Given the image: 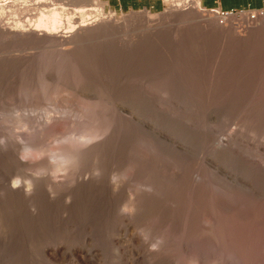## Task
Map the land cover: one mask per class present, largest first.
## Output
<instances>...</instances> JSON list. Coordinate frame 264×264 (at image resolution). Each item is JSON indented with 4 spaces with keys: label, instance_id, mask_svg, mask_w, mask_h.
I'll list each match as a JSON object with an SVG mask.
<instances>
[{
    "label": "rangeland",
    "instance_id": "374dc122",
    "mask_svg": "<svg viewBox=\"0 0 264 264\" xmlns=\"http://www.w3.org/2000/svg\"><path fill=\"white\" fill-rule=\"evenodd\" d=\"M101 1L121 24L78 46L0 30V133L14 144L0 156V174L33 179L38 190L27 197L0 188V264H264V10L191 6L173 16L171 0L158 10ZM32 144L44 152L21 161ZM94 144L103 161L89 157L77 168L75 180L85 183H76L74 202L67 184L52 199L48 183L65 180L50 170L56 152ZM144 182L154 185L152 196ZM130 191L142 199L138 212L122 207ZM124 228L117 255L112 238ZM85 235L92 241L83 244ZM85 244L96 251L90 261L79 258ZM45 245H61V253L42 255Z\"/></svg>",
    "mask_w": 264,
    "mask_h": 264
},
{
    "label": "bare ground",
    "instance_id": "6f19581e",
    "mask_svg": "<svg viewBox=\"0 0 264 264\" xmlns=\"http://www.w3.org/2000/svg\"><path fill=\"white\" fill-rule=\"evenodd\" d=\"M66 5H69V6H71V8H69V6H67L68 8H66ZM191 6H193V7H195V8H192L193 9V11L192 12H194V9H196L197 11H199V9H201L199 6H200V2H199V0H171V8H170V13L171 14H173V16H177V15H181V13H183L184 14V12H185V10L186 11H188L189 10V8L191 7ZM196 12V11H195ZM147 13V15H150L151 17H152V15L149 13V12H146ZM188 13V12H187ZM26 16H28L29 18H26ZM31 16V17H30ZM187 16V15H186ZM34 17H36V20L32 23V21H31V18H34ZM119 17V16H118ZM181 17V16H180ZM152 18H154V17H152ZM121 19V18H120ZM120 19L119 18H117L116 16H115V13L113 14V12H111V13H106V10H105V4H103L102 3V1L101 0H0V30H2V31H4V33L5 34H7L8 36H12V37H14V38H16V39H24V41H25V39H28V40H34V41H36V42H34V41H32V42H34L35 44L39 41V42H41V43H44V44H46V45H49V46H52V45H54L55 43L57 44V42H61L60 44L61 45H63V47L65 46V45H67V44H70V43H72V42H75L74 44H76L77 43V46L79 45V44H81V43H83V42H87L88 40H91V38L95 35V34H97V33H99V32H102V31H104V30H107V29H109L110 27H112V26H115V25H117V24H121V22H120ZM33 20V19H32ZM122 20V19H121ZM64 21H66L67 23H68V26L69 27H67V28H70L72 31H67L68 29H64L63 27H65L64 26ZM79 22V23H78ZM120 22V23H119ZM66 23V24H67ZM74 23H78V26L76 25H74ZM118 25V26H119ZM65 31H64V30ZM1 33V32H0ZM3 33V32H2ZM1 33V34H2ZM5 34H4V36H5ZM3 36V37H4ZM12 37H10V39H12ZM6 38V37H5ZM8 38V37H7ZM15 39V40H16ZM19 41V40H18ZM21 41V40H20ZM27 42V41H26ZM29 42V41H28ZM38 42V43H39ZM41 43H39V45H41ZM44 44H42V45H44ZM56 44L54 45V46H56ZM59 44V43H58ZM57 44V45H58ZM73 44V45H74ZM45 46V45H44ZM68 46V45H67ZM43 47V46H42ZM48 47V46H47ZM51 48V47H50ZM58 48V47H57ZM60 48V47H59ZM58 48V49H59ZM65 48V47H64ZM68 48H70V47H66V50L68 49ZM76 48V47H75ZM79 48V47H78ZM56 49V47L54 48V50ZM71 49V48H70ZM57 50V49H56ZM64 50V49H63ZM65 50V51H66ZM75 50V49H74ZM52 51V50H51ZM67 52V51H66ZM76 52H74V54H75ZM63 55V54H62ZM65 55V54H64ZM69 55V54H68ZM86 105H84V107H85ZM83 107V108H84ZM87 108H89V106H87ZM95 108H96V106H95ZM85 109H86V107H85ZM84 110V109H83ZM89 110H91V109H89ZM85 111V110H84ZM92 111H93V109H92ZM95 113H96V111H94ZM102 112V111H101ZM91 114H92V112H91ZM104 114V113H103ZM106 114V113H105ZM80 115H82V114H80ZM94 115V114H93ZM92 115V116H93ZM111 115V114H110ZM83 116V115H82ZM81 116V117H82ZM107 116H109V115H107ZM90 117V116H89ZM102 117V116H101ZM113 117V116H112ZM49 118V117H48ZM94 118V117H93ZM98 118V117H97ZM52 119V118H51ZM55 119V118H54ZM108 119H109V117H108ZM111 119V118H110ZM109 119V120H110ZM115 119V118H114ZM86 120V119H85ZM95 120H96V118H95ZM95 120H94V122H95ZM108 120V121H109ZM113 120V119H112ZM101 121V120H100ZM99 121V122H100ZM50 122V121H49ZM92 122V121H91ZM56 123V122H55ZM93 123V122H92ZM110 123H112L111 121H110ZM142 123V125L143 126H146V127H150V126H148V123H146V122H141ZM87 124V123H86ZM90 125V124H89ZM94 125V124H93ZM92 125V126H93ZM101 125H102V123H101ZM111 125H113V124H111ZM48 126V125H47ZM92 126L90 125L89 127H91L92 128ZM104 126V125H103ZM108 125H106V127H107ZM46 127V126H45ZM50 127H52L51 125H50ZM84 127H86V126H84ZM94 127V126H93ZM97 127V126H96ZM100 127V126H99ZM111 127V126H110ZM114 127V126H113ZM150 128H152V129H154L155 130V133L158 135H161L162 137H160L162 140H165L166 141V139L168 138L167 136H166V134H162V132H160V131H158L156 128H154V127H150ZM47 129V128H46ZM51 129H54V128H51ZM86 129H88V128H83V130H85L86 131ZM97 129V128H96ZM100 129V128H99ZM105 129V128H104ZM109 128L107 127V130H108ZM113 129V128H112ZM94 130V129H93ZM91 131V130H90ZM96 131H98V130H96ZM100 131H103V130H100ZM116 131V130H115ZM55 132V131H54ZM94 132V131H93ZM99 132V131H98ZM98 132L96 133H94V134H88V136L86 137L87 138V140H95L96 139V137H99L98 135ZM109 132V131H108ZM108 132H105V133H108ZM51 133V132H50ZM105 133H102V134H105ZM6 134V133H5ZM84 134V133H83ZM101 134V135H102ZM10 135V134H9ZM8 135V136H9ZM53 135H55V134H53ZM80 135V134H79ZM85 135V134H84ZM84 135H82L83 137H84ZM1 133H0V138H1ZM8 136H7V134H6V136L5 135H3L2 136V138L4 137H6L5 139L7 140H5L6 142H5V144L3 145H1L0 144V156L1 157H3L4 155H10V153H12V151H13V141H12V139L11 138H8ZM74 136V135H73ZM77 136V135H76ZM10 137V136H9ZM155 137H157V136H155ZM164 137V138H163ZM4 138H3V140H4ZM66 138V137H65ZM80 138V137H79ZM101 138V137H100ZM102 138H103V136H102ZM107 138V137H106ZM113 138H114V136H113ZM11 139V140H10ZM81 139V138H80ZM157 139H158V137H157ZM74 140V139H73ZM98 140H100V139H98ZM111 140H113V139H111ZM159 140V139H158ZM76 141V140H75ZM104 141V140H103ZM102 141V142H103ZM106 141V140H105ZM104 141V142H105ZM81 142V141H80ZM86 142V141H85ZM94 141H92V143H93ZM100 142V141H99ZM101 142V144H104V143H102ZM15 143V142H14ZM62 143V142H61ZM73 143V142H72ZM77 143V142H76ZM75 143V144H76ZM83 143H84V140H83ZM91 143V144H92ZM67 144V143H66ZM81 144H82V142H81ZM101 144H99L98 145V147L101 145ZM108 144V143H107ZM70 145V144H69ZM77 145V144H76ZM78 145H79V143H78ZM83 145H85V143L83 144ZM97 145V144H96ZM95 144H94V146H92V145H90L92 148H89L88 146V148H86L85 146H84V148H78L77 149V147H76V149H73V148H64L63 150L61 149V151L59 152H56L55 154V158L54 159H56L57 161L53 164L52 163V168L50 169V167H48L51 171H53V173H54V176H56V174L57 173H59V172H64V174H65V180L64 181H61V180H63V179H59L58 181H57V179H55L54 180V182H52L51 184H50V182L48 183V188H49V186H50V197L53 199V197H54V195H56V193H57V190H56V187L57 186H59L61 189H62V193H63V191H64V188H65V186L64 187H61V185L63 184V185H70L71 186V188H68V189H70V191L68 190V191H66L67 192V194H66V196H67V200L66 201H68V203L70 204V203H73L74 202V197H75V190H76V187L77 186H79L78 184H83L84 185V179H81V180H78V178H76L77 180H75V171H78V170H80L81 171V169H83L84 168V165H85V160H88V159H86V158H91V157H95V158H91V159H96V158H98V157H101V155H102V151L100 150L99 151V149H101V147L99 148V149H97L96 148V150L93 148V147H97ZM106 145V144H105ZM48 146V145H47ZM75 146V145H74ZM64 147V146H63ZM106 147V146H105ZM50 148V147H49ZM75 148V147H74ZM103 148V147H102ZM17 150H18V148H16ZM24 149V148H23ZM55 149V148H54ZM92 149H94V151H92ZM21 150V149H20ZM25 150H29V151H25ZM25 150H23V152L22 153H24V155H25V157L26 158H29V157H38V156H40V155H42V153L44 152V148L43 147H41V146H38V145H34V144H32V145H30V146H28ZM103 151H104V149H102ZM56 151V150H55ZM14 152V151H13ZM16 152V151H15ZM20 151H19V153H20V155L22 154ZM52 152V151H51ZM54 152V151H53ZM17 153V152H16ZM46 153V152H45ZM48 153V152H47ZM104 153V152H103ZM105 154V153H104ZM50 156V155H49ZM104 156V155H103ZM5 157V156H4ZM48 157V156H47ZM99 159V158H98ZM102 159H103V157H102ZM12 160H13V157H12ZM51 160V159H50ZM100 160V159H99ZM98 160V161H99ZM9 161V160H8ZM16 161H18V160H16ZM92 161V160H91ZM96 161V160H95ZM94 161V162H95ZM98 161H96L97 163H98ZM103 161V160H102ZM102 161H99V163H101ZM10 162V161H9ZM14 162V161H13ZM19 162V161H18ZM17 162V163H18ZM21 162V161H20ZM88 162V161H87ZM26 163V162H25ZM28 163V162H27ZM39 163V162H38ZM42 163V162H41ZM83 163V164H82ZM19 164H22V162L21 163H19ZM24 164V163H23ZM31 164H32V162H31ZM43 164V163H42ZM81 164H82V166H83V168H81L82 166H81ZM26 165H29V164H26ZM98 165V164H97ZM103 165V164H102ZM101 164H100V166L101 167H105L106 165H104V166H102ZM133 165V164H132ZM20 166V165H19ZM21 166H23V165H21ZM31 166V165H30ZM44 166L45 165H43V169H45L44 168ZM81 166V167H80ZM139 166V165H138ZM24 167H26L25 165H24ZM33 167V166H32ZM38 167V166H37ZM81 168V169H78L77 170V168ZM136 167H137V165H136ZM39 168H41V166L40 167H38V169ZM41 168V169H42ZM99 168L100 167H98V166H96V170H94V172L93 173H95V171H97V174L96 175H98L99 173H103V172H101L102 170H104L103 168H102V170L100 171L99 170ZM37 169V170H38ZM42 169V170H43ZM129 169V168H128ZM134 169V168H133ZM84 170V169H83ZM83 170H82V172H83ZM120 170V169H119ZM124 170V169H123ZM135 170H138V169H135ZM44 171V170H43ZM85 171H87V170H85ZM98 171H100V172H98ZM111 171V170H110ZM39 172H40V169H39ZM47 172V171H46ZM82 172H81V176H79L80 175V173H79V175L77 176L76 175V177H79V179L82 177ZM112 172V171H111ZM130 172H131V170H130ZM137 172V171H136ZM117 173V172H116ZM9 173H7L6 175L8 176V177H10L9 175H8ZM87 174V173H86ZM90 174V173H89ZM112 174V173H111ZM120 174V173H119ZM128 174V173H127ZM132 174H137V173H132ZM5 175V173H3V174H0V179L3 181V183L2 182H0V188L3 186L4 187V189H6V191L9 193V194H23L24 196H25V194H24V190L23 189H18V190H13L11 187H10V181H11V177L10 178H8L7 176ZM36 175V174H35ZM83 175H84V173H83ZM88 175V174H87ZM86 175V176H87ZM100 175V174H99ZM113 175V174H112ZM125 175H126V173H125ZM130 175H131V173H130ZM85 176V175H84ZM91 176V175H90ZM93 176H95L94 174H92V177ZM101 176V175H100ZM115 176V175H114ZM36 177V176H35ZM52 177V176H51ZM61 178L63 177V176H60ZM88 177H89V175H88ZM98 177V176H97ZM97 177H94V179L95 178H97ZM103 177V176H102ZM101 177V178H102ZM111 177V176H110ZM49 178V177H48ZM54 178V177H53ZM52 178V179H53ZM116 178V177H115ZM37 180H38V178H36ZM51 179V180H52ZM88 178L86 177V180H87ZM89 179H91V177H89ZM110 179V178H109ZM120 179V178H119ZM0 180V181H1ZM33 180V179H32ZM35 180V179H34ZM47 180H49V179H47ZM46 180V181H47ZM121 180V179H120ZM39 182L41 181L40 179L38 180ZM53 181V180H52ZM77 181V182H76ZM91 181L92 180H90L89 182L91 183ZM100 181V180H99ZM106 181V180H105ZM122 181V180H121ZM131 181V180H130ZM137 181V180H136ZM141 181V180H140ZM45 182V181H44ZM48 182V181H47ZM87 182H88V180H87ZM86 182V183H87ZM96 182V181H95ZM112 182V181H111ZM117 181L115 180V183L113 182V184L114 185H112V186H116L117 184L119 185V187H120V189H121V186H120V182L118 183H116ZM171 182V181H170ZM33 183H34V186H36V183L37 182H35V181H33ZM76 183H78V184H76ZM90 183H88V184H90ZM97 183V182H96ZM96 183H95V186H96ZM108 183V182H107ZM152 183H153V181H152ZM152 183H149V182H144V183H142V186H143V188H145V190L146 191H149V193H146V194H148V195H151V194H154V192H152V191H154V185L152 184ZM155 183V182H154ZM40 185H41V182L39 183ZM76 184V185H75ZM116 184V185H115ZM169 184V183H168ZM40 185L38 186V187H40ZM75 185V186H74ZM86 185V184H85ZM91 185H92V183H91ZM117 185V186H118ZM140 185H141V183H140ZM42 186V185H41ZM46 186V185H45ZM87 186V185H86ZM89 186V185H88ZM97 186H98V183H97ZM104 186V185H103ZM116 186V187H117ZM155 186H157L156 185V183H155ZM170 186V185H169ZM90 187H93V186H90ZM111 187V186H110ZM113 187V188H114ZM115 187V188H116ZM134 187V186H133ZM60 188H58V189H60ZM84 186H83V190H84ZM87 188V187H86ZM98 188V187H97ZM107 188H109V187H107ZM114 188V189H115ZM118 188V187H117ZM35 189V191L37 192L38 190H36V188H34ZM40 189V188H39ZM45 189V188H44ZM77 189H78V187H77ZM80 189V188H79ZM90 188L88 187V190H89ZM112 189V188H111ZM169 189V188H168ZM42 190V192H43V189H41ZM81 191V192H84V191ZM86 190V189H85ZM91 190H93V189H91ZM117 190V189H116ZM115 190V191H116ZM144 190V189H143ZM144 190V191H145ZM2 191L3 192H5V190H3L2 189ZM1 191V192H2ZM58 191H60V190H58ZM80 190H78V192H79ZM87 191V190H86ZM94 191H96V193H97V190L95 189ZM109 191V190H108ZM112 191H113V189H112ZM115 191H113V193L115 192ZM133 191H134V189H133ZM139 191V190H138ZM157 191V190H156ZM155 191V193H157ZM46 192V191H45ZM77 192V193H78ZM90 192V191H89ZM93 192V191H92ZM92 192H90V194L92 193ZM106 192V191H105ZM116 192H118V190L116 191ZM115 192V193H116ZM131 192V191H130ZM135 192V191H134ZM152 192V193H151ZM52 193H53V197H52ZM55 193V194H54ZM60 193V192H59ZM94 193V192H93ZM5 194V193H4ZM11 194V195H12ZM20 194V195H21ZM79 194V193H78ZM87 193H85V195H86ZM106 194V193H105ZM104 194V195H105ZM108 194V193H107ZM110 194V193H109ZM133 194L134 193H132L131 192V201L128 203L127 202V204L126 203H124V205L122 206L123 207V209L125 210H134L133 212H138V204H140V202H142L140 199H138L137 200V198L135 199L134 198V196H133ZM146 194H144L145 196H146ZM23 195H22V197H23ZM33 195V194H32ZM97 195V194H96ZM134 195H137V193L136 194H134ZM140 194H138V196H139ZM43 196H45V195H43ZM57 196V195H56ZM79 196H81V194L79 195ZM91 196V195H90ZM90 196H89V198H90ZM98 196V195H97ZM114 196V195H113ZM152 196V195H151ZM150 196V197H151ZM28 197V196H27ZM82 197H84L83 195H82ZM82 197H80V198H82ZM92 197V196H91ZM96 197V196H95ZM94 197V198H95ZM107 197V196H106ZM141 197L143 198V196L141 195ZM24 198V197H23ZM30 198V197H29ZM50 198V199H51ZM69 198H70V200H69ZM87 198V197H86ZM93 198V197H92ZM99 198V197H98ZM100 198H101V196H100ZM145 198V197H144ZM143 198V199H144ZM28 199V198H27ZM43 199V198H42ZM85 199V198H84ZM29 200V199H28ZM31 200H33L34 201V198L33 199H31ZM30 200V201H31ZM76 200V199H75ZM79 200V199H78ZM117 200H118V197H117ZM130 200V199H129ZM49 201V200H48ZM52 201V200H51ZM54 201V200H53ZM66 201H64V202H66ZM104 201V200H103ZM112 201V200H111ZM138 201H139V203H138ZM28 202V201H27ZM43 202V201H42ZM87 202V201H86ZM121 202V201H120ZM126 202V201H125ZM29 203V202H28ZM44 203H46V202H44ZM50 203V202H49ZM56 203V202H55ZM67 204V203H66ZM68 204V205H69ZM94 204V203H93ZM114 204V203H113ZM121 204V203H120ZM31 205H33L34 206V204L32 203ZM50 205V204H49ZM72 205V204H71ZM85 205V204H84ZM105 205H106V203H105ZM117 205V204H116ZM122 205V204H121ZM41 207V206H40ZM116 207V206H115ZM121 207V206H120ZM34 208V207H33ZM39 209V208H38ZM109 209V208H108ZM113 209V208H112ZM36 210V209H35ZM119 210H121V209H119ZM123 210V211H124ZM39 211V210H38ZM116 211V210H115ZM132 212V213H133ZM118 227H121V226H118ZM123 227V226H122ZM125 227V226H124ZM122 231H127L125 228L124 229H118V235L116 236V237H114V238H112V244H114V247H115V249H116V253H117V255L118 254H120L119 252H121V249H122V247L120 246V245H122L121 243L123 242V239H124V236H121V232ZM93 238V237H92ZM92 238H90L88 235H85L84 237H83V240H82V242H83V244L84 243H87V242H89L90 240L92 241ZM129 239L131 240V241H133L135 238H134V236H131V237H129ZM160 241V240H159ZM162 242V241H161ZM90 244V243H89ZM88 245V244H87ZM91 245V244H90ZM90 245H88V247L90 246ZM61 245H56V246H54V247H51V246H49V245H45L44 247H43V250L42 251H44L43 253L44 254H42V255H50L49 257H51V259L53 258V259H55L54 257H56V256H58L59 255V252H60V250L62 249L61 247H60ZM85 247H86V244L84 245ZM83 247V246H82ZM91 247V246H90ZM124 248V247H123ZM86 249H87V247H86ZM49 251H52V252H49ZM63 251V250H62ZM82 251V250H81ZM94 247H91V248H88L84 253H83V255H81V253H80V255H81V257H79V258H82V259H88V258H90L92 255H94ZM122 251H123V249H122ZM125 251V250H124ZM96 252V251H95ZM61 253V252H60ZM123 253V252H122ZM76 254H78V253H76ZM79 255V256H80ZM153 255V254H152ZM96 257V256H95ZM75 257H73V259H74ZM77 258L78 257H76V260H77ZM155 258V257H154ZM75 260V259H74ZM89 260V259H88ZM87 260V261H88ZM90 260H91V258H90ZM89 260V261H90ZM82 261V260H81ZM86 261V260H85ZM198 262V261H197ZM216 262V261H215ZM132 264V263H131ZM194 264H195V261H194Z\"/></svg>",
    "mask_w": 264,
    "mask_h": 264
},
{
    "label": "crops",
    "instance_id": "0c3cea01",
    "mask_svg": "<svg viewBox=\"0 0 264 264\" xmlns=\"http://www.w3.org/2000/svg\"><path fill=\"white\" fill-rule=\"evenodd\" d=\"M110 7L119 10L161 9L163 0H106ZM206 10L224 12L240 10H264V0H199Z\"/></svg>",
    "mask_w": 264,
    "mask_h": 264
},
{
    "label": "clouds",
    "instance_id": "9594fccd",
    "mask_svg": "<svg viewBox=\"0 0 264 264\" xmlns=\"http://www.w3.org/2000/svg\"><path fill=\"white\" fill-rule=\"evenodd\" d=\"M25 151H29V150H25ZM24 153H22L21 156H20L21 161H27ZM115 179L116 178L113 177V182H115ZM10 187L13 190L23 189L25 196H31L33 194V192H34V187L35 186H34L33 180L30 179V178H24V177H21V176H13V178L10 181ZM69 200H70V198H69ZM158 243H159V241L157 243L151 244L150 245V249L151 250H156L157 247H158Z\"/></svg>",
    "mask_w": 264,
    "mask_h": 264
},
{
    "label": "built area",
    "instance_id": "2783aa9c",
    "mask_svg": "<svg viewBox=\"0 0 264 264\" xmlns=\"http://www.w3.org/2000/svg\"><path fill=\"white\" fill-rule=\"evenodd\" d=\"M234 11H232V12H225L226 14H229V13H233Z\"/></svg>",
    "mask_w": 264,
    "mask_h": 264
}]
</instances>
